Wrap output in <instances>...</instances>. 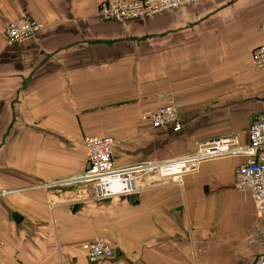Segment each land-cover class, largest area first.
<instances>
[{"label": "crops", "instance_id": "crops-1", "mask_svg": "<svg viewBox=\"0 0 264 264\" xmlns=\"http://www.w3.org/2000/svg\"><path fill=\"white\" fill-rule=\"evenodd\" d=\"M104 1L0 0V264H91L82 247L97 239L116 252L104 264H253L256 205L234 189L243 157L204 162L180 184L150 176L139 195L105 202L60 183L84 172L86 135L113 136L118 166L229 135L247 144L263 113L251 58L264 0H200L122 24L99 19ZM22 12L45 28L9 43ZM168 98L183 105L180 133L142 120Z\"/></svg>", "mask_w": 264, "mask_h": 264}, {"label": "built area", "instance_id": "built-area-1", "mask_svg": "<svg viewBox=\"0 0 264 264\" xmlns=\"http://www.w3.org/2000/svg\"><path fill=\"white\" fill-rule=\"evenodd\" d=\"M200 0H107L99 10L103 22L125 23L146 20L165 13L199 5ZM44 30L43 23L26 12L8 24L5 37L9 43L25 44ZM264 31V22L260 25ZM252 66L264 76V42L252 53ZM142 116L152 129H171L180 133L183 129L179 113L183 105L167 99ZM115 139L111 135H86L82 146L86 154L84 172L75 179L61 182V185H80L89 201L105 202L113 199L137 196L150 186L148 177L170 179L180 184L186 174L195 173L207 161L223 158L243 157L244 162L235 172L234 189L248 195L256 205L258 227L248 237V244L260 247V254L253 264H264V103L263 113L256 117L248 130V143L242 144L238 135L214 139L198 146L191 154L165 162H141L118 166L114 160ZM145 179V180H143ZM143 181L145 183H143ZM4 244L0 240V250ZM91 264L107 263L115 258L114 248L104 240L97 239L82 247Z\"/></svg>", "mask_w": 264, "mask_h": 264}, {"label": "rangeland", "instance_id": "rangeland-1", "mask_svg": "<svg viewBox=\"0 0 264 264\" xmlns=\"http://www.w3.org/2000/svg\"><path fill=\"white\" fill-rule=\"evenodd\" d=\"M129 1H132V0H129ZM136 1V0H135ZM107 2V0H105L102 4H101V6H100V8H99V10L101 9V8H103V6L105 5V3ZM99 10H98V17H99ZM33 18V17H32ZM34 19V18H33ZM100 19V18H99ZM101 20V19H100ZM102 21V20H101ZM134 21H136V20H134ZM13 22V21H12ZM130 22H133V21H130ZM11 23V22H10ZM9 23V24H10ZM125 23H129V22H125ZM122 24V23H121ZM44 25V24H43ZM8 26V25H7ZM6 26V27H7ZM44 28H45V26H44ZM6 29V28H5Z\"/></svg>", "mask_w": 264, "mask_h": 264}, {"label": "water", "instance_id": "water-1", "mask_svg": "<svg viewBox=\"0 0 264 264\" xmlns=\"http://www.w3.org/2000/svg\"><path fill=\"white\" fill-rule=\"evenodd\" d=\"M121 199H124V198H121Z\"/></svg>", "mask_w": 264, "mask_h": 264}]
</instances>
